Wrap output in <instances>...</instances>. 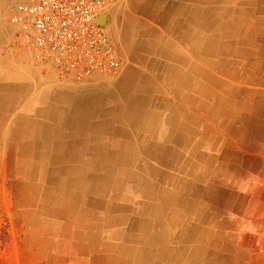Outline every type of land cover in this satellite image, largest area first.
Listing matches in <instances>:
<instances>
[{"label":"crops","instance_id":"obj_1","mask_svg":"<svg viewBox=\"0 0 264 264\" xmlns=\"http://www.w3.org/2000/svg\"><path fill=\"white\" fill-rule=\"evenodd\" d=\"M21 1L0 0V156L19 150L28 177L50 184L39 188L44 198L64 192L68 209L84 188L97 192L110 236L126 240L138 230L140 246L125 250L136 254L135 263L216 264L219 256L206 263L202 247L215 227L226 234L234 208L217 205H230L223 198L231 178L253 153L245 122L237 125L235 94L245 90L237 78L252 76L264 61L257 16L264 1L247 0L248 10L238 11L236 0H121L109 15L125 61L120 78L80 92L56 84L17 46L10 14ZM122 188L134 199L133 213L144 217L118 213ZM171 237L196 241L195 252L186 260L173 256Z\"/></svg>","mask_w":264,"mask_h":264},{"label":"rangeland","instance_id":"obj_2","mask_svg":"<svg viewBox=\"0 0 264 264\" xmlns=\"http://www.w3.org/2000/svg\"><path fill=\"white\" fill-rule=\"evenodd\" d=\"M120 1L114 4L109 15ZM236 2L238 11L248 10L245 8L247 0ZM257 16L264 31V8ZM108 21L109 26L106 21L101 23L106 25L111 33L112 25L109 19ZM17 46L23 53L29 55L28 58L34 66L44 72L53 73L56 84L72 86L78 92L91 85L110 84L120 78V75H102L86 81H63L49 63L36 59L20 39ZM260 64L261 69H253L252 76H240L236 81L238 89L241 86L245 88L244 91L238 90L235 94L238 109L237 125L245 122L246 145L251 147L253 153L246 158L245 167L239 168L240 170L231 178L230 195L223 198L226 199L225 202L231 199L230 205L226 203L217 205L222 210L229 207L234 209L228 212L230 224L222 229L226 234H219L215 227L216 230L210 235L212 242L205 243L202 247L206 263L210 257L217 254L220 259L216 264H264V61ZM252 77L263 79L253 82ZM19 113L23 115L28 113V110L18 109L16 114ZM241 115H244V120L240 118ZM17 152L19 150L14 149V155L0 156V264H138L135 263L136 254L125 252L140 246L136 237L138 230L134 234L127 232L126 234L131 237L126 240L123 235L114 238L110 236L104 214L105 204L97 192H87L84 188L80 192L81 197L75 204H70L69 209L66 206L68 201L65 198L62 200L63 197H68L63 196L64 192H58L55 195L57 199H46L45 191L41 192L39 188H47L50 184L38 177L36 179L28 177L26 168L19 166ZM87 183L89 184L88 181ZM87 183L84 181L85 186ZM124 190L125 188H122L120 192L122 197L116 199V204L120 207L118 213L126 218L133 215L137 218L144 217L138 211L133 213L136 207L134 199L125 198ZM70 192L75 194V189ZM204 192L206 190H203L201 201L206 200L203 198ZM51 210L62 211L52 213ZM145 217H149V214H145ZM249 229L254 231L249 232ZM195 244L196 241L179 242L175 237L168 240L169 250H178L172 255H179L180 260L183 256L186 260L195 252L191 250ZM157 247L156 249L160 251L161 247ZM180 251H184V254ZM144 257L141 255L142 259ZM153 264L162 263L155 259Z\"/></svg>","mask_w":264,"mask_h":264},{"label":"built area","instance_id":"obj_3","mask_svg":"<svg viewBox=\"0 0 264 264\" xmlns=\"http://www.w3.org/2000/svg\"><path fill=\"white\" fill-rule=\"evenodd\" d=\"M118 0H22L10 22L34 57L49 63L63 81L118 76L124 60L99 16Z\"/></svg>","mask_w":264,"mask_h":264},{"label":"bare ground","instance_id":"obj_4","mask_svg":"<svg viewBox=\"0 0 264 264\" xmlns=\"http://www.w3.org/2000/svg\"><path fill=\"white\" fill-rule=\"evenodd\" d=\"M118 3V2H117ZM158 2H156L155 4H157ZM118 5V4H117ZM157 6V5H156ZM206 9V8H205ZM111 11V10H110ZM110 11H108V12H105V13H103L101 16H99V18H98V21L99 22H101V21H106L107 22V26H109V21H108V19H109V12ZM122 11V10H121ZM160 11V10H159ZM117 17V16H116ZM115 22H116V20H115ZM113 23V22H112ZM116 25H117V23H116ZM116 25H115V27H116ZM132 26V25H131ZM130 26V27H131ZM115 27H114V29H115ZM116 29H118L117 27H116ZM115 29V30H116ZM114 30V31H115ZM113 31V30H112ZM115 33V32H114ZM117 33H118V31H117ZM116 33V34H117ZM115 35V34H114ZM135 77V76H134ZM132 78V77H131ZM122 90V89H121ZM30 157H31V155H30ZM58 157V156H57ZM63 157V156H62ZM70 162H71V160H70ZM76 163V162H75ZM83 163H84V161H83ZM67 164V163H66ZM50 165V164H49ZM64 166V165H63ZM80 168V167H79ZM70 170V169H69ZM81 171V170H80ZM39 172V171H38ZM64 175V174H63ZM66 176V175H65ZM81 176V175H80ZM82 177V176H81ZM43 179V178H42ZM61 184V183H60ZM82 184V183H81ZM69 187V186H68ZM80 188V187H79ZM51 189H52V187H51ZM73 195V194H72ZM76 199H78V198H76ZM74 200H75V198H74ZM76 201V200H75ZM109 201V200H108ZM113 204V203H112ZM114 205V204H113ZM54 213V212H53ZM108 214V213H107Z\"/></svg>","mask_w":264,"mask_h":264},{"label":"clouds","instance_id":"obj_5","mask_svg":"<svg viewBox=\"0 0 264 264\" xmlns=\"http://www.w3.org/2000/svg\"><path fill=\"white\" fill-rule=\"evenodd\" d=\"M248 231H249V232H253V231H254V229H249Z\"/></svg>","mask_w":264,"mask_h":264},{"label":"water","instance_id":"obj_6","mask_svg":"<svg viewBox=\"0 0 264 264\" xmlns=\"http://www.w3.org/2000/svg\"><path fill=\"white\" fill-rule=\"evenodd\" d=\"M101 23V22H100ZM101 24H103V23H101ZM104 25V24H103Z\"/></svg>","mask_w":264,"mask_h":264}]
</instances>
